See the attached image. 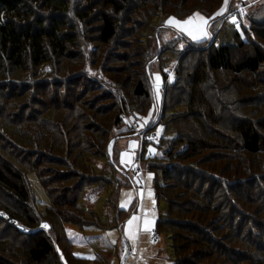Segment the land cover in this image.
<instances>
[{"label":"trees","instance_id":"trees-1","mask_svg":"<svg viewBox=\"0 0 264 264\" xmlns=\"http://www.w3.org/2000/svg\"><path fill=\"white\" fill-rule=\"evenodd\" d=\"M223 2L0 0V112L13 120L0 127V213L17 224L0 215V264L99 262L75 255V243L127 220L118 200L134 179L120 169L118 144L155 105L138 135L157 138L141 140L137 157L154 173L156 205L167 204L155 229L171 239V260L264 264V4L219 44L180 36L154 51L143 39L160 14L214 16ZM153 64L163 75L161 105ZM154 141L157 152L145 156ZM30 174L47 193L43 210ZM103 194L114 210L106 224L80 205Z\"/></svg>","mask_w":264,"mask_h":264},{"label":"rangeland","instance_id":"rangeland-1","mask_svg":"<svg viewBox=\"0 0 264 264\" xmlns=\"http://www.w3.org/2000/svg\"><path fill=\"white\" fill-rule=\"evenodd\" d=\"M209 2H212V0H209ZM262 4H264V0H228V5L225 13L221 16L214 15L215 19H212L214 16H209L207 14L213 12L217 8V6H212L210 3L207 2V5H211L213 7V10H211V12L205 11V12H197V13H200L201 16L209 20V27H208L209 36L199 41L193 40L187 33L181 32L174 25L166 23L169 20V18H175L176 20L183 22L189 17L188 18H176V17H164V16L162 17V15L160 14L158 15V17L153 19L152 21L153 25L149 29V31H147L143 39L145 38L144 39L145 44L154 51L156 50L157 46L160 45L161 42L162 43L169 42L170 40L180 36H182V39H184L185 43L187 44L202 43L205 41H209L210 43H213L215 37H216L215 38L216 43L219 44L220 41L228 40L230 37L229 34H233L235 32V29L240 32L242 31V29L240 28L241 22L239 23L236 20L237 21L236 24L232 23V17L230 16V14L233 12V9L235 10L240 6H244L246 8L247 13H250V12H254ZM224 5H225V0L222 3L220 9L224 7ZM223 17L225 18L222 19ZM243 22L247 24L245 19ZM182 42L184 41L182 40ZM153 62H155V60ZM174 65H175V60H170L169 65L166 68L167 71L165 70L166 74L170 72L168 81L169 80L171 81L173 79ZM158 77L159 79H157ZM152 85L155 92L156 101L158 102V105H161L163 99V75L158 70L157 64H153L152 67ZM155 111H156V105L153 107V109L151 110L148 116H142L138 120L139 127H141L139 129V132L125 139H121V141L118 144V148H119L118 157L120 164L122 166L120 167V169L125 174H128L133 179H135L133 182L134 185L133 187L132 186L124 187L120 190V196L118 200L119 207L128 210V217L131 214V212L134 211L138 202L142 204L140 208L141 213L142 212L145 213V211L150 212L149 218L152 220H156L158 217V211L156 208L157 207L156 195L153 188L154 173L152 171H149L146 165L143 164L142 161H140L139 158L137 157L138 149L140 148L141 145V139L138 134L140 132L146 131L145 129H147L149 123L151 122V119L153 118ZM2 112L3 111L1 110L0 127H2V125L5 123L9 124L13 122V120L11 119V114H9L8 112L5 113ZM156 132H158V136L162 135L163 126L161 124L157 125ZM156 144H157L156 141H154V143L146 144L144 151L145 156L149 155L150 153L155 154L157 152ZM112 145L109 148L111 154H112ZM149 149H152V151H149ZM89 160H91L96 166L102 163L101 159L98 157ZM138 166L142 168V173L140 174L136 173V170H138ZM28 180L36 195L39 204V209L43 210L45 206L49 204L47 193L45 189L42 187L41 182L39 181L36 174H30ZM123 180L126 181V178H123ZM106 196H108V194L106 195L103 194L102 196H100V199H98L97 202H95L96 200L93 199V202H91V204L93 203L94 204L92 206H90L87 203L85 204L84 202L83 203L80 202V205H82L87 210L88 208L86 206H88L89 208H93L98 213L101 220L105 224L107 222L110 223L109 222L110 219L113 218L114 216L113 204L109 203L105 205V203L109 202L106 200ZM122 203L124 204V207L121 206ZM160 207H167V204L162 201L160 202ZM2 216L6 218V220L11 222V220L8 219L7 215L3 214ZM44 225H47V227H44ZM40 228L45 230L47 234L51 236L53 243H55L54 235L53 233H51L52 232L51 226L48 223L43 222L41 223ZM155 228L156 227L151 229V235L153 236V238L156 237V235H154L156 232ZM37 229H34L33 232L36 231ZM23 230L24 232L27 231L24 228ZM95 231H97V228L95 229ZM5 236L6 238L10 239V241H12L13 244H16L17 242L21 244H25L26 242V239L24 238L16 237L17 238L16 239L12 233H9V231L5 233ZM80 239L81 240L79 241V244L75 243L74 252L76 254H79L80 256L94 257L91 259L98 260L101 264H129L128 263L129 257L127 255L126 258V251H130L131 245L130 242L128 243L126 240H124L123 234L121 232V227L107 226L106 229H102L99 232L89 233L87 237ZM156 239H158L156 243H158L160 249H162L164 252L171 254V249L169 245V243H172L171 239L167 240V238L164 235H159L158 238ZM6 249L7 251L3 250L1 251V254L9 258L12 257L13 256L12 250H9L8 246H6ZM17 261H19V259L16 260V262Z\"/></svg>","mask_w":264,"mask_h":264},{"label":"crops","instance_id":"crops-1","mask_svg":"<svg viewBox=\"0 0 264 264\" xmlns=\"http://www.w3.org/2000/svg\"><path fill=\"white\" fill-rule=\"evenodd\" d=\"M132 178V177H131ZM133 179V178H132ZM135 180V179H134ZM134 186V185H133ZM132 186V187H133ZM135 189V188H134ZM142 204L138 202L134 211L131 212L123 227L121 228V232L123 234L124 240L128 243L130 242L131 248L128 254V263L129 264H173L171 260L170 254L164 252L160 249L158 243L157 236L153 238L151 235V229L156 227V220H152L149 218L150 212L147 214L145 211L141 213L140 208ZM157 211L158 216L164 214L166 212L167 207H160V202H157ZM135 215L138 217L133 224V232L136 234V238H130L126 233L128 231L127 222ZM158 218V217H157ZM147 219L149 221L148 230H145L144 220ZM171 260V261H170Z\"/></svg>","mask_w":264,"mask_h":264},{"label":"snow or ice","instance_id":"snow-or-ice-1","mask_svg":"<svg viewBox=\"0 0 264 264\" xmlns=\"http://www.w3.org/2000/svg\"><path fill=\"white\" fill-rule=\"evenodd\" d=\"M228 5V0H225V5L222 7L215 16H221L225 13ZM215 16L212 19H215ZM167 24L174 25L176 28H178L181 32L187 33L193 40L199 41L204 38H207L209 36L208 27H209V20L205 17L201 16L200 13H194L193 16L189 17L188 19L184 20L183 22L176 20L175 18H169V20L166 22ZM232 23L236 24V18L235 16H232ZM238 26V25H237ZM159 79V77L157 78ZM149 151H152V149H149ZM124 207V204L121 205ZM0 215H3L0 213ZM138 219L137 216L133 215L132 218L127 222L128 224V231L127 235L135 239L136 234L133 232V224L134 221ZM148 224L149 221L147 219L144 220L145 230H148ZM44 227H47V225H44ZM114 243V241H113ZM79 255V254H75ZM85 258H94V257H85Z\"/></svg>","mask_w":264,"mask_h":264},{"label":"built area","instance_id":"built-area-1","mask_svg":"<svg viewBox=\"0 0 264 264\" xmlns=\"http://www.w3.org/2000/svg\"><path fill=\"white\" fill-rule=\"evenodd\" d=\"M246 14H247V11H246V8L244 6H240L238 7L235 11H233L230 16H235L236 20L240 23L241 20L243 18L246 17ZM170 72L167 73V75L169 76ZM140 139L143 140V139H147V140H155L157 138V135L155 133H152V134H149V135H145L144 133L143 134H140ZM136 170V169H135ZM136 173L137 174H140L142 173V168L140 166H138V170H136ZM149 212H147L148 214ZM156 235V232L155 234Z\"/></svg>","mask_w":264,"mask_h":264},{"label":"water","instance_id":"water-1","mask_svg":"<svg viewBox=\"0 0 264 264\" xmlns=\"http://www.w3.org/2000/svg\"><path fill=\"white\" fill-rule=\"evenodd\" d=\"M114 143V140L111 142V145ZM111 147V146H110ZM11 223H13V224H16L15 223V221H11ZM21 230H23V228H21ZM24 231V230H23ZM130 251H126V258H127V255H128V253H129ZM125 258V259H126Z\"/></svg>","mask_w":264,"mask_h":264}]
</instances>
